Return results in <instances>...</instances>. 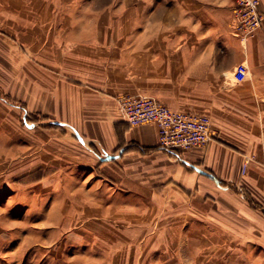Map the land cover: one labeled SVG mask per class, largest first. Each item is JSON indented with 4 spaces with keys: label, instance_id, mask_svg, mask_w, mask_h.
Listing matches in <instances>:
<instances>
[{
    "label": "crops",
    "instance_id": "0c3cea01",
    "mask_svg": "<svg viewBox=\"0 0 264 264\" xmlns=\"http://www.w3.org/2000/svg\"><path fill=\"white\" fill-rule=\"evenodd\" d=\"M232 9L0 0V67L34 120L0 158V264H264V18L241 43ZM121 96L207 115L213 136L161 150Z\"/></svg>",
    "mask_w": 264,
    "mask_h": 264
},
{
    "label": "built area",
    "instance_id": "2783aa9c",
    "mask_svg": "<svg viewBox=\"0 0 264 264\" xmlns=\"http://www.w3.org/2000/svg\"><path fill=\"white\" fill-rule=\"evenodd\" d=\"M233 34L244 43L260 28L263 15L260 0H232ZM247 75L244 63L236 66L234 81L241 83ZM118 105L130 127L154 124L157 127L158 147L164 151L190 150L205 147L213 136L209 116L174 111L148 97L121 96Z\"/></svg>",
    "mask_w": 264,
    "mask_h": 264
},
{
    "label": "rangeland",
    "instance_id": "374dc122",
    "mask_svg": "<svg viewBox=\"0 0 264 264\" xmlns=\"http://www.w3.org/2000/svg\"><path fill=\"white\" fill-rule=\"evenodd\" d=\"M5 53V52H4ZM6 69L0 67V158L5 155L8 145H20V139L25 135L23 129L30 123H34L33 116L20 102V84L5 82ZM28 132V131H27ZM29 137L36 135V132L29 131ZM35 138V137H34ZM16 148V147H14Z\"/></svg>",
    "mask_w": 264,
    "mask_h": 264
}]
</instances>
